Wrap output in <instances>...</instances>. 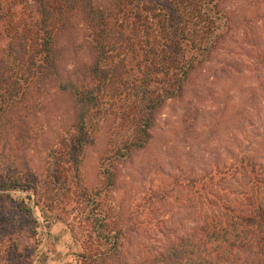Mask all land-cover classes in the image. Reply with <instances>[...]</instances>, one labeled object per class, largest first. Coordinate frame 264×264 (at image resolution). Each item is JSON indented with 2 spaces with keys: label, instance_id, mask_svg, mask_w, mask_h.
<instances>
[{
  "label": "rangeland",
  "instance_id": "obj_1",
  "mask_svg": "<svg viewBox=\"0 0 264 264\" xmlns=\"http://www.w3.org/2000/svg\"><path fill=\"white\" fill-rule=\"evenodd\" d=\"M261 1H229L240 21L224 52L216 57L213 68L208 66L192 76L182 99L169 101L158 112L146 149L118 164L116 184L96 195L99 206L95 204L94 211L99 220L108 215V231L114 234L120 224L129 228L125 251L130 259L137 254L147 257L195 233L198 223L211 216L209 207L215 208L230 197V191L241 188L221 177L241 158L264 163ZM74 23L79 38L60 42L64 76L93 59L83 41L87 35L84 24L79 19ZM121 26L119 18L117 31ZM134 38L140 45L148 41L142 36ZM116 47L114 56L124 50ZM229 61L242 71L220 72ZM125 103L126 96L114 92L94 117L79 157L81 182L74 177V165L58 171V179H64L65 173L73 186L62 197L56 190L55 167L59 143L70 144L75 134L72 97L54 84L46 91L36 92L32 87L8 111L0 126V218L6 219L10 229L0 233V238L14 235L22 256L15 264H81L83 243L89 236L92 249L100 251L83 191L94 194L103 189L104 164L135 132L132 120L125 118ZM196 180L204 181L207 188L194 185ZM1 242L0 264H8L14 259L12 245Z\"/></svg>",
  "mask_w": 264,
  "mask_h": 264
},
{
  "label": "trees",
  "instance_id": "obj_2",
  "mask_svg": "<svg viewBox=\"0 0 264 264\" xmlns=\"http://www.w3.org/2000/svg\"><path fill=\"white\" fill-rule=\"evenodd\" d=\"M229 1L0 0V126L14 103L21 102L32 87L36 92L46 91L54 84L70 94L76 106L72 142L62 141L58 146V196L73 187L65 173L64 179H58V171L74 165V177L81 182L79 157L94 117L114 92L126 96L125 118L132 120L135 132L108 160L109 165L104 164L103 189L92 194L84 188L83 203L91 207L87 217L101 249H92V238L87 237L81 264H264V163L248 156L221 175L241 188L230 191V197L215 208L210 205L211 216L198 223L195 233L177 238L147 257H127L129 228L120 224L112 234L108 215L99 220L95 213V204L99 206L96 195L116 184V166L151 142L158 112L169 101L185 96L196 72L213 68L214 60L239 29L240 19ZM119 18L122 26L117 31ZM75 19L84 24L87 35L83 41L93 59L64 76L60 42L79 38ZM134 36L148 41L140 45ZM115 42L124 48L118 56L112 54L117 49ZM231 70L242 71L231 61L219 68L220 72ZM195 184L207 188L204 181ZM8 229L6 219L0 218V233ZM13 236L7 233L0 238V243L12 245L14 259L8 264L22 257Z\"/></svg>",
  "mask_w": 264,
  "mask_h": 264
}]
</instances>
